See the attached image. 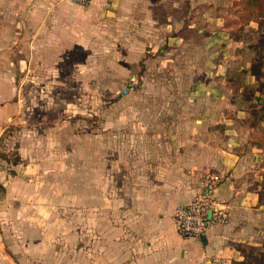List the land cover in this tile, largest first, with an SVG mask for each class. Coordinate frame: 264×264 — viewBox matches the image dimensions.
Returning <instances> with one entry per match:
<instances>
[{"label": "rangeland", "instance_id": "rangeland-1", "mask_svg": "<svg viewBox=\"0 0 264 264\" xmlns=\"http://www.w3.org/2000/svg\"><path fill=\"white\" fill-rule=\"evenodd\" d=\"M243 2L0 0V156L16 166L20 148L25 166L44 165L40 187L57 180L47 203L7 200L2 187L0 264H104L103 212L115 227H135L147 195L135 166L150 157L151 144H167L172 128L186 129L189 142L203 135L194 111L206 79L208 18L223 16L228 53L237 42L251 49V70L263 78L255 87L264 94V17L247 22ZM246 93L252 98L254 89ZM263 128L254 142L264 144ZM171 155L183 160L185 174L194 171L202 192L213 169L191 170L184 148ZM243 251L239 264H264V249Z\"/></svg>", "mask_w": 264, "mask_h": 264}, {"label": "crops", "instance_id": "crops-1", "mask_svg": "<svg viewBox=\"0 0 264 264\" xmlns=\"http://www.w3.org/2000/svg\"><path fill=\"white\" fill-rule=\"evenodd\" d=\"M206 23L209 57L200 68L206 73V79L197 87V108L194 111L196 124L203 135L189 142L184 134L186 129L180 128L176 134L172 128L165 131L169 137L167 144H151L150 157L143 158L135 166L139 169L136 171L137 180L147 194L138 209L135 227H131L128 221H121L119 227H115L111 224L110 211L109 214L103 212L107 221L102 227L104 264H239L246 259L243 249H264V144L254 142L258 128L264 126L259 123L258 112L264 103V94L261 95L255 87L258 82H263V78L260 72L251 70L253 63L248 58L251 49L239 42L238 49L231 53L224 47L229 36L223 16L208 18ZM9 31L6 27L5 32ZM250 89H254V93L250 94L252 98H247L246 92ZM181 148L191 153V170L213 169L218 178L216 199L231 209L226 225L212 227L200 239L183 238L173 218L178 206L190 203L201 192L199 179L191 175L194 171L185 174L181 170L185 167L183 160L180 158L176 162L175 156L171 155ZM17 151L20 162L14 164L16 166L9 165L0 156V191L4 187L7 200L25 197L26 204L35 203L38 198L49 202L52 193L48 195V192L51 190L55 199L57 180L54 178L53 183L49 181L47 184L45 180L40 187L36 177L44 171V165L38 166L39 169L37 165L25 166L22 163L26 160L24 155L20 148ZM158 151L167 154H162L160 159ZM74 157L78 163L77 152ZM49 169L55 174L56 163ZM19 173H23L21 178H18ZM148 184L156 186L148 191ZM159 184L165 187L158 189ZM94 216L92 213V222ZM55 225L59 230L62 223ZM115 232L119 234L117 242Z\"/></svg>", "mask_w": 264, "mask_h": 264}, {"label": "built area", "instance_id": "built-area-1", "mask_svg": "<svg viewBox=\"0 0 264 264\" xmlns=\"http://www.w3.org/2000/svg\"><path fill=\"white\" fill-rule=\"evenodd\" d=\"M88 7L92 0H75ZM218 178L212 173L205 175L202 192L190 203L176 208L173 218L180 235L185 239H200L212 227L226 225L230 219V207L216 199Z\"/></svg>", "mask_w": 264, "mask_h": 264}, {"label": "trees", "instance_id": "trees-1", "mask_svg": "<svg viewBox=\"0 0 264 264\" xmlns=\"http://www.w3.org/2000/svg\"><path fill=\"white\" fill-rule=\"evenodd\" d=\"M242 8L245 13V15H243V18L247 22H249L251 19L264 17V0H244ZM262 106H264V104ZM249 264L253 263L250 262Z\"/></svg>", "mask_w": 264, "mask_h": 264}]
</instances>
